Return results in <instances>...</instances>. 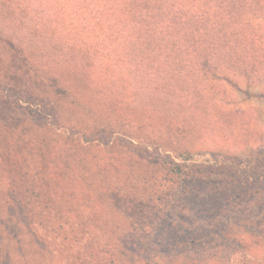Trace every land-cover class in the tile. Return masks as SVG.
Returning a JSON list of instances; mask_svg holds the SVG:
<instances>
[{
    "label": "rangeland",
    "instance_id": "374dc122",
    "mask_svg": "<svg viewBox=\"0 0 264 264\" xmlns=\"http://www.w3.org/2000/svg\"><path fill=\"white\" fill-rule=\"evenodd\" d=\"M12 2L25 6L29 0ZM182 2L192 15L184 35L189 41L196 39L201 43L202 5H198V0ZM257 23L262 24V21L257 20ZM127 36L125 41L129 43L132 39ZM155 38L156 34H153L150 40L154 42ZM1 50L0 263L13 261L16 245L23 251L26 264H204L202 261L207 258L225 259L231 263L242 259L240 247L252 241L250 232L245 230L249 229L248 223L240 228L239 222L234 220L222 226L223 232L213 234L211 241L208 240L202 234V196L205 195L202 180L177 182L163 170L157 175L151 174V171L145 170L147 165L142 163L138 152L156 153L154 146L158 145L161 146L159 152L162 158H171L175 151L187 150L198 161L206 158L211 163L236 164L254 159L259 153L255 149L264 148L262 73L253 72L254 78L248 82L234 80L233 85L225 81L217 82L221 87L217 100H221L220 104L226 108L222 112L231 123L227 130L224 129L223 135L211 125H203L199 121L202 118L197 116L198 109L192 115L184 114L190 115L193 122L178 127L165 121L159 113H148L143 106L139 108L140 114L136 113L135 107L130 109L127 104L133 93L124 86L117 85L118 95L114 98L109 95L111 78L107 75L100 77L101 85L92 90L93 96L90 90L83 96L79 90L81 87L76 84L74 91H78L84 100L99 106L94 99L102 95L104 108L116 104L120 112L118 116L124 120L131 119L132 124L128 129L113 130L111 144L105 143L110 140L109 135L107 137L93 127L96 130L87 137L90 142L79 149L73 148L77 160L83 158L79 173L68 175L66 170H60L74 167L70 159L64 163L55 161L57 170L51 174L44 170L41 174L40 171L38 177L35 167L39 163L34 156L38 151H34L36 147L33 145L39 132L37 126L46 118L68 121L69 115L66 116L65 111L63 115L60 99L47 94L44 81H29L26 78L24 57L18 59L17 52L10 54ZM129 50L126 46L128 56ZM201 50H196L194 59L197 63L202 57ZM25 66L29 68L28 64ZM155 69L164 73L165 84L173 86V76L166 72L167 67L151 68ZM192 71H187L188 86L192 89H184L183 92L194 100L197 107V101L202 102V88H197L202 69L194 68ZM146 74L145 69L135 70L131 65L127 69L126 76L134 88L136 100L181 101L183 93L179 90L170 96L155 91L157 86H162L161 78L155 81L149 76L151 74ZM26 90L30 92L28 98L21 100L23 96H20L21 101L16 104L14 96L22 95ZM205 96L212 95L206 93ZM111 115L104 110L106 119H110ZM144 135L146 138H143ZM106 145L107 149L103 150ZM51 153L49 150L47 162ZM154 157L156 162L159 161L152 154L149 163L153 164ZM106 162H111L107 171L92 177L90 169L94 171ZM30 175H34L37 183H42L41 195L28 213L24 210L28 202L24 185ZM215 182H218L219 188L222 186L219 180ZM204 187L211 188L213 185ZM250 187L254 188V185ZM260 241L264 247V238ZM220 251L224 255L218 254ZM244 256L247 260L259 261L264 259V252L249 250Z\"/></svg>",
    "mask_w": 264,
    "mask_h": 264
},
{
    "label": "trees",
    "instance_id": "16d2710c",
    "mask_svg": "<svg viewBox=\"0 0 264 264\" xmlns=\"http://www.w3.org/2000/svg\"><path fill=\"white\" fill-rule=\"evenodd\" d=\"M182 3V0H29L27 5L21 6L15 5L12 0L0 2L1 51L10 54L15 51L18 59L24 57L26 78L29 81H44L47 94L60 99L63 115L64 111L66 116L69 115L68 121L46 118L37 126L39 132L33 143L36 147L34 151H38L34 154L39 163L35 167L36 176L39 177L43 170L51 174L57 170L55 161L64 163L70 159L74 167L60 170H66L68 175L79 173L83 158L77 160L73 148L79 149L89 143L87 137L95 128L101 134L109 135L110 140L105 143L111 144L113 130L128 129L132 124L131 119L124 120L118 116L120 112L116 104L104 108L102 95L94 99L99 106L83 99L82 95L89 90L93 96L92 90L101 85V76L111 78L109 95L112 98L118 95L119 85L133 93L127 104L130 109L135 107L134 111L138 114L143 106L148 113H159L165 121L178 127L193 122L190 115L198 109L197 116L202 118L199 121L203 125H211L214 130L225 134L224 129L231 123L223 115L222 111L226 108L220 104L221 100H217L221 93L217 82L225 81L233 85L234 80L252 81L253 72L262 73L261 77H264V0H198V5H202V46L200 41H189L184 35L192 15L188 6ZM257 20H261L262 24ZM153 34H156L154 42L150 40ZM126 35L132 39L129 43L125 41ZM126 46L130 49L129 56L125 53ZM200 48L202 57L197 63L194 57ZM130 65L135 70L145 69L146 76L151 74L149 76L155 81L161 78L162 86H157L155 91L170 96L179 90L183 98L178 102H161L156 98L145 102L136 100L134 88L126 76ZM162 65L173 76V80L170 77L173 86L165 84L164 73L159 69L151 70ZM194 68L202 69L197 87L202 88V102L197 101V107L194 100L183 92L184 89H192L188 86L187 71ZM76 84L81 87L82 95L74 91ZM29 93L26 90L22 95H15L16 104L27 99ZM206 93L212 96H205ZM20 96H23L21 100ZM102 109L112 114L110 119L103 116ZM187 113L190 115L184 116ZM106 147L102 149L106 150ZM154 149L156 153L138 152L142 163L147 165L145 170L151 171V174L157 175L163 170L177 182L202 180V192H205L202 196V234L208 240L211 241L213 234L223 232V227L234 220L239 222L240 228L242 224L249 225V229L245 230L250 232L252 241L240 247L241 260L231 263L225 259L206 257L202 262L263 264V258L259 261L247 260L244 255L249 250L264 252V247L260 245V238H264V148L255 149L259 153L254 159L236 164L211 163L206 158L198 161L187 150L175 151L171 158H162L159 152L161 146L155 145ZM49 150L52 153L47 162ZM152 154L159 159L156 162L154 157L153 164L149 163ZM103 164L94 171L90 169L92 177L104 174L111 162ZM27 178L24 195L28 202L24 210L30 213L33 202L41 195L42 182L37 183L34 175ZM216 180L221 183L220 188ZM210 185L213 187L205 189L204 186ZM252 185L254 188L250 187ZM252 226L254 228L251 229ZM13 252V261L3 264L27 263L23 261L24 254L19 246L16 245ZM218 254L224 255L222 251Z\"/></svg>",
    "mask_w": 264,
    "mask_h": 264
}]
</instances>
